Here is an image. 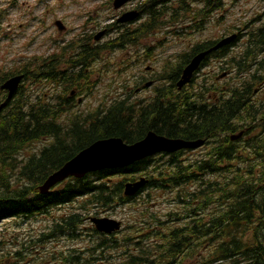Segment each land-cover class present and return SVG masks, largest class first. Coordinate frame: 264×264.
<instances>
[{"label": "trees", "instance_id": "obj_1", "mask_svg": "<svg viewBox=\"0 0 264 264\" xmlns=\"http://www.w3.org/2000/svg\"><path fill=\"white\" fill-rule=\"evenodd\" d=\"M190 1L200 2V8L191 9ZM161 3L163 6L159 8ZM221 8L222 0H147L138 7L146 20L135 28L124 26L125 30L110 43L94 44V36L75 38L54 54L35 57L0 72V105L5 104L0 112V222L29 220L78 200H82L79 209L86 205L106 208L125 205L136 198L124 196L125 184L147 177L149 183L145 189L176 191L173 202L183 205L187 212L184 216L190 221L184 224L182 233L170 234L163 256L158 255L157 241L155 245L138 247L121 264H167L178 257L181 251L175 247L178 243L184 244L186 237L194 244L187 251L192 259L209 243L208 254L200 264H264V105H242L238 94L232 91L230 100L209 113L192 111L189 91L186 88L179 91L176 87L175 70L181 73L196 52L212 47L216 44L214 41L198 43L191 54L179 55V67L171 68L160 77L170 84L156 88L149 102L118 98L108 107L74 113L77 102L70 95L73 91L80 96L91 92L94 86L90 84V74L103 52L121 47L117 42L139 45L158 29L169 11L177 15L190 13L195 21L200 17L197 24L200 31L202 20ZM249 37L250 46L246 50L264 52V23L249 33ZM71 50L74 54H70ZM20 75L24 76L23 83L9 100L1 85ZM252 81L264 82V66ZM31 82L58 85L62 92L33 96L24 85ZM241 108L242 116L238 113ZM261 114L260 134L244 142V151H249L246 156L239 140L230 138L239 130L231 122L236 120L238 124L242 122L254 128V122L260 123L257 118ZM152 130L168 138L209 139L213 146L201 168L191 169L176 160L182 154L179 152L170 155L166 169L151 168L155 159H147L126 169L93 173L81 180L71 178L47 194L40 193V186L49 176L96 141L119 137L133 144ZM44 139H50L51 143L28 158L23 157L28 147ZM117 175L125 179L110 184ZM176 216V213L169 214L171 219ZM81 221L78 214L67 215L56 222L48 236L50 239L73 237ZM152 221L160 222L154 215ZM153 233L156 239L158 233Z\"/></svg>", "mask_w": 264, "mask_h": 264}, {"label": "rangeland", "instance_id": "obj_2", "mask_svg": "<svg viewBox=\"0 0 264 264\" xmlns=\"http://www.w3.org/2000/svg\"><path fill=\"white\" fill-rule=\"evenodd\" d=\"M146 1L131 0L122 9L115 10L114 0H0V72L35 57L54 54L75 38L94 36V44L110 43L125 30L124 26L135 28L146 20L145 16L140 18L139 15L135 21L117 23L124 14L136 12ZM200 5V2L190 1L191 9L200 8ZM162 6L159 4V8ZM200 21V17L195 21L190 13L177 15L171 10L158 29L139 45L117 42L121 47L103 52L94 62L90 74V84L94 87L87 95H76L77 107L73 112L88 113L99 106L105 108L118 98L129 97L134 102L152 98L157 86L146 87L148 80L144 79L168 73L175 66L178 54L203 41L241 35L238 45L231 49L229 60L236 57L246 49L244 44L249 33L264 23V0H222V8L202 20L203 30L198 31ZM57 22L65 26L63 31L59 30ZM102 32L104 35L96 41L95 37ZM72 51L70 54H74ZM222 82L236 83V74ZM167 84V81L161 82L159 87ZM24 85L33 96L62 92L58 85L54 87L48 83ZM257 119L261 123L262 114ZM252 137H246L245 141ZM244 142L239 147L248 156L249 151L243 149ZM50 143V139H44L32 144L23 157L28 158ZM190 156L187 151L176 160L187 164ZM153 159L151 168L169 167L170 156L160 154ZM124 179L125 176L117 175L110 184ZM175 193V190L145 189L133 202L125 205L109 208L86 205L79 209L82 200H78L29 220L5 219L0 222V264H121L134 255L138 247L155 245L158 237L155 239L154 231L159 233L161 228L171 227L181 220L179 217L185 209L182 204L173 202ZM174 213L177 216L171 219L169 214ZM73 214L83 220L73 237L64 235L50 239L48 235L56 222ZM151 215L160 222L152 221ZM91 218L115 219L123 226L121 231L108 236L96 231ZM207 254V250L202 249L184 264L198 263Z\"/></svg>", "mask_w": 264, "mask_h": 264}, {"label": "water", "instance_id": "obj_3", "mask_svg": "<svg viewBox=\"0 0 264 264\" xmlns=\"http://www.w3.org/2000/svg\"><path fill=\"white\" fill-rule=\"evenodd\" d=\"M131 0H114V9H122ZM139 16L138 12L124 14L118 23H128L135 21ZM60 31L65 29L61 22H57ZM104 33L95 37L99 41ZM236 35L223 39L210 50L201 53L193 58L190 64L184 69L182 78L177 83L181 90L189 84L194 73L199 69L201 62L213 51H217L230 45L236 40ZM24 76H16L8 79L1 85L2 91L8 92V99L11 100L18 92ZM148 83L146 87H150ZM80 102V101H79ZM5 104L0 105V112ZM243 136V133L232 135L231 140L236 141ZM204 140H184L179 138H168L150 131L141 140L133 144H127L122 138L112 137L96 141L79 152L74 158L68 161L61 169L49 176L40 186L41 194H47L55 187L61 185L67 180L74 178L81 180L87 175L106 170H122L133 166L134 164L153 158L159 154L172 155L183 150H194L204 145ZM149 179L142 177L133 182H127L124 186L123 194L125 197L133 198L140 194L147 187ZM92 224L98 233L104 235H113L122 229V222L110 218H91Z\"/></svg>", "mask_w": 264, "mask_h": 264}, {"label": "flooded vegetation", "instance_id": "obj_4", "mask_svg": "<svg viewBox=\"0 0 264 264\" xmlns=\"http://www.w3.org/2000/svg\"><path fill=\"white\" fill-rule=\"evenodd\" d=\"M142 17L143 15L140 14V18ZM241 38H237V40L234 41L235 43L233 42L234 44L232 43L230 45L231 47L228 46L230 48L229 51H226L225 50L226 47H225L217 51L211 52L201 62L200 67L194 73V76L192 77L191 82L181 89L183 90L184 88H186L189 91L192 111H194L195 109H198V110H202V112L204 113H209L211 109H216L217 107H219L226 101L230 100L232 91H235L236 93H238V96L242 102V105L244 104H248L250 106L264 105V82L253 83L252 81L254 74H257V72L259 73V69L262 68V66H264V52L258 54L256 52L246 50L249 45L248 40L250 37H248L247 42L244 44L246 45V49L241 51L236 57L230 58L229 60V57L232 51L231 49L238 45ZM220 40L221 39L211 40V41H214L217 44ZM207 41H210V40H207ZM216 44H214L210 48L207 47L208 49H204V50H201L200 52H196V54H194L187 61L185 66L182 68L181 73H179V69H177L179 67V55L187 53V52H190L191 54L192 52L191 49H193L195 45L190 47L189 51H184L183 53L181 52V54H178L176 56V62H175L176 64L175 66H173V69H177L174 72V74L176 75L175 78L177 79L176 87H177V83L182 78L185 67L190 64L192 59L196 57L197 55L210 50ZM253 55H255L254 58H253ZM249 59H252V60H249ZM205 70H207V72H205ZM201 72H204L203 76L201 75ZM234 73L236 74V79H237L236 83L224 84L222 82L225 78L227 77L230 78ZM161 75L162 74H159V76L157 75L156 77L152 76L149 78H145L144 80H148L146 84L151 83V86L155 85L157 86L156 88H159V84L161 82L167 81V80H162L160 78ZM167 83H168L167 85L170 84L168 81ZM197 83H200L199 87H196ZM76 95H78V93H73L74 99ZM259 95H261V97H259ZM154 96L155 95H153L152 98H142V101L144 103L149 102L154 98ZM238 113H240V116L243 115L242 108L238 110ZM231 123L235 124V126L239 128L238 132L235 134L243 133V136L239 140L240 147L242 146L246 137L256 136L260 134L261 132V127H260L262 125L261 123L254 122L255 124L254 128H251L245 124H241L242 122L238 124L236 120ZM191 136L193 137L194 133ZM197 140H204L205 143L202 147L198 149L188 151L191 156L189 159V163H187V165L191 169L202 166L203 162L207 159V155L209 152L208 150L213 146L212 140H209V139H197ZM186 152L187 151L182 152L181 155H183ZM202 152H205V153H202ZM186 213L187 212H183L181 220L177 221L173 226L163 227L159 230L158 238H157V241H158L157 245L159 246V251H158L159 256L164 255L163 250H164V247L168 245L167 240L170 239L169 237L170 234H173L174 232H178V231L181 232L182 229H185L184 224L190 221L189 218L184 216ZM189 240L190 238L186 237L184 244L178 243L177 247L175 248L180 249L181 252L178 254V257L176 259L170 261L167 264H184L186 263V261L189 260V252L187 253V251L190 248H193L194 246L193 242L190 243ZM208 247H209V243L207 242L204 246V249L207 250ZM200 258H201V255L198 254V259ZM200 263H201V260H198V264Z\"/></svg>", "mask_w": 264, "mask_h": 264}, {"label": "bare ground", "instance_id": "obj_5", "mask_svg": "<svg viewBox=\"0 0 264 264\" xmlns=\"http://www.w3.org/2000/svg\"><path fill=\"white\" fill-rule=\"evenodd\" d=\"M172 83V82H171ZM172 88V87H171ZM238 94V93H237ZM246 98V97H245ZM247 101V100H246ZM191 105V104H190ZM217 162V161H216ZM205 164V163H204ZM217 164V163H216ZM201 168V167H200ZM217 168V167H216ZM202 170V169H201ZM221 170V169H220Z\"/></svg>", "mask_w": 264, "mask_h": 264}]
</instances>
